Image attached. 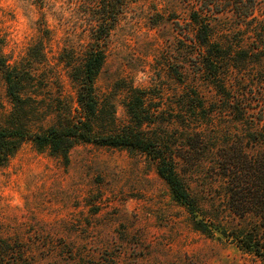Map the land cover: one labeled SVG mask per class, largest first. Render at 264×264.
<instances>
[{
  "label": "rangeland",
  "instance_id": "374dc122",
  "mask_svg": "<svg viewBox=\"0 0 264 264\" xmlns=\"http://www.w3.org/2000/svg\"><path fill=\"white\" fill-rule=\"evenodd\" d=\"M80 1L0 0V127L11 125L7 69L33 80L26 95L47 114L28 112L23 125L47 126L68 103L77 107L76 70L93 24ZM197 4L127 2L94 83L95 131L112 133V117L116 128L159 141L212 235L195 230L147 153L79 142L64 159L25 141L0 165V264H264L233 239L256 219L229 208L217 164L229 145L264 150L251 135L264 125V0L247 18L210 17L204 48Z\"/></svg>",
  "mask_w": 264,
  "mask_h": 264
},
{
  "label": "trees",
  "instance_id": "16d2710c",
  "mask_svg": "<svg viewBox=\"0 0 264 264\" xmlns=\"http://www.w3.org/2000/svg\"><path fill=\"white\" fill-rule=\"evenodd\" d=\"M129 0H90L85 5L86 13L92 18L90 38L77 66V91L75 101L66 105L62 114L54 115L50 125L39 124L36 129L23 125L27 113L45 114L41 100L26 95V90L34 88L33 80L16 79L8 69L5 73L7 95L11 100V111L6 118L10 126L0 127V165H5L25 141L38 150L49 149L52 153L67 159L70 150L79 142L93 143L101 147L131 148L147 153L155 162L158 176L167 184L173 199L184 206L193 217L195 230L212 235L205 224L197 220L194 199L175 171L173 159L162 152L159 141L143 136L131 127L116 128L113 118L109 125L114 129L110 134H97L100 106L95 93V80L104 64L105 41L123 12ZM198 9L193 13L199 23V45H210L208 19L215 14L234 12L244 18L250 16L258 0H197ZM248 4V5H246ZM201 14V15H200ZM25 93V94H24ZM44 117V118H43ZM107 123V122H106ZM264 140V125L253 131ZM221 149L217 163L221 176L226 180L227 204L238 216H252L256 223L244 232L232 231L240 250L253 255L264 263V150L255 155L244 152L243 147ZM225 235V232H222Z\"/></svg>",
  "mask_w": 264,
  "mask_h": 264
}]
</instances>
